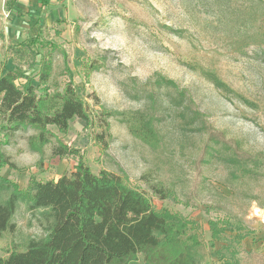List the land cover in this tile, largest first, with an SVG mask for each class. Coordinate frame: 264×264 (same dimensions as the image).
I'll list each match as a JSON object with an SVG mask.
<instances>
[{"label":"rangeland","instance_id":"rangeland-1","mask_svg":"<svg viewBox=\"0 0 264 264\" xmlns=\"http://www.w3.org/2000/svg\"><path fill=\"white\" fill-rule=\"evenodd\" d=\"M43 61L52 63L51 93L71 80L100 114L91 124L75 118L65 134L50 127L78 151L65 158L52 146L33 152V131L11 136L3 149L17 168L1 176L24 190L32 177L58 180L82 159L185 219L201 264H223L224 239L237 234L245 236L232 241L239 264H264V0H0V69L41 94ZM175 90L186 96L178 107L167 103ZM196 111L203 119L194 124ZM149 117L156 134L148 143L138 131ZM237 159H252L249 170ZM212 221L228 229L222 239L213 240ZM14 223L0 240L2 257L44 235L23 208Z\"/></svg>","mask_w":264,"mask_h":264},{"label":"trees","instance_id":"trees-1","mask_svg":"<svg viewBox=\"0 0 264 264\" xmlns=\"http://www.w3.org/2000/svg\"><path fill=\"white\" fill-rule=\"evenodd\" d=\"M52 63L43 61L39 86L20 83L22 78L14 71L0 69V170L17 166L3 147L18 132L33 131L28 144L33 152L43 154L52 146V156L65 158L77 155L50 129L67 133L75 118L94 122L100 112L93 111L82 91L71 80L63 90L50 92L48 86ZM218 88L225 85L217 77H208ZM168 82V81H167ZM164 82L167 86L171 82ZM163 87L162 85H158ZM168 88V87H166ZM176 91L171 106L178 107L186 96ZM156 102V96H151ZM98 105V104H97ZM186 105V103H185ZM104 113V111H101ZM183 119H189V109ZM196 111L192 119L202 120ZM145 130L138 131L146 142L155 140V130L149 127L153 117L146 119ZM155 121V120H154ZM103 127L108 128L105 119ZM205 123H203L204 125ZM237 158V153L235 154ZM242 171L252 162L240 163ZM246 162V163H245ZM250 172V171H249ZM152 192L162 200L168 193L158 186ZM20 208L28 212L43 231L41 238L31 239L24 252L13 251L0 256V264H201V242L189 233L188 223L169 211H157L147 195L130 186L115 173L102 170L95 174L79 159L74 172L58 180L39 181L32 177L26 189L0 175V240L4 234L16 230L14 218ZM213 240L222 239L228 229L210 223ZM245 236L230 238L240 243ZM219 251L223 264H239L232 241ZM235 243V242H234Z\"/></svg>","mask_w":264,"mask_h":264}]
</instances>
